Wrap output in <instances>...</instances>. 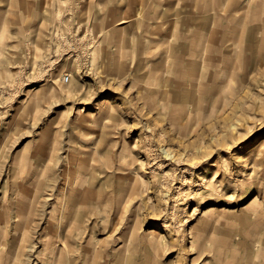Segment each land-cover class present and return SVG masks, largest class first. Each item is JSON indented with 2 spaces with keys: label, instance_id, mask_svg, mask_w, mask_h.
<instances>
[{
  "label": "rangeland",
  "instance_id": "1",
  "mask_svg": "<svg viewBox=\"0 0 264 264\" xmlns=\"http://www.w3.org/2000/svg\"><path fill=\"white\" fill-rule=\"evenodd\" d=\"M0 264H264V0H0Z\"/></svg>",
  "mask_w": 264,
  "mask_h": 264
},
{
  "label": "bare ground",
  "instance_id": "2",
  "mask_svg": "<svg viewBox=\"0 0 264 264\" xmlns=\"http://www.w3.org/2000/svg\"><path fill=\"white\" fill-rule=\"evenodd\" d=\"M212 2V1H211ZM194 3V2H193ZM211 6H212V4H211ZM223 6V5H222ZM221 6V7H222ZM220 7V8H221ZM219 9V8H218ZM222 10V9H221ZM177 11V10H176ZM223 11V10H222ZM193 13H194V11H193ZM192 13V14H193ZM226 13V12H225ZM177 15V14H176ZM212 16V15H211ZM226 18H227V16H226ZM211 19H212V17L210 18V21H211ZM218 19V18H217ZM205 20H206V18H205ZM220 20V19H219ZM120 23H124V21H122V22H120ZM195 29V28H194ZM199 32V31H198ZM207 32V31H206ZM192 37V36H191ZM202 38V37H201ZM206 38V37H205ZM191 41V40H190ZM175 42V41H174ZM205 43H203V45H204ZM206 44H207V42H206ZM174 45V44H173ZM191 45V44H190ZM212 45V44H211ZM194 47V46H193ZM206 47V46H205ZM228 47V46H227ZM191 48V47H190ZM193 50V49H192ZM204 51V50H203ZM146 52V51H145ZM201 52H202V49H201ZM207 52V51H206ZM207 54V53H206ZM202 56H203V54H202ZM185 59V58H184ZM201 59V58H200ZM190 60V59H189ZM196 69V68H195Z\"/></svg>",
  "mask_w": 264,
  "mask_h": 264
},
{
  "label": "built area",
  "instance_id": "3",
  "mask_svg": "<svg viewBox=\"0 0 264 264\" xmlns=\"http://www.w3.org/2000/svg\"><path fill=\"white\" fill-rule=\"evenodd\" d=\"M65 81H68V77H65Z\"/></svg>",
  "mask_w": 264,
  "mask_h": 264
}]
</instances>
